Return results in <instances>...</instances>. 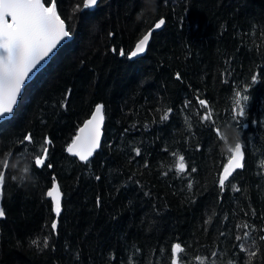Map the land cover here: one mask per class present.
I'll use <instances>...</instances> for the list:
<instances>
[{
  "label": "trees",
  "instance_id": "obj_1",
  "mask_svg": "<svg viewBox=\"0 0 264 264\" xmlns=\"http://www.w3.org/2000/svg\"><path fill=\"white\" fill-rule=\"evenodd\" d=\"M77 5L82 9L83 0H58L72 35L0 120V170L12 154L0 195V264H129L130 257L171 264L177 242L184 264H198L196 256L205 264H248L236 240L244 231L245 246L256 252L251 264H264V0H98L82 11ZM161 17L166 23L146 51L129 59L135 41ZM235 91L249 100L246 115L234 120ZM199 98L210 103L212 120L202 121L208 109ZM97 103L105 106L101 147L85 163L66 146ZM28 133L34 142L22 145ZM45 136L52 167L38 169L34 156ZM237 138L246 145L245 167L221 193L218 175ZM173 153L185 156L184 174L176 173ZM26 165L29 178L21 180ZM53 175L62 191L55 233L46 196Z\"/></svg>",
  "mask_w": 264,
  "mask_h": 264
},
{
  "label": "snow or ice",
  "instance_id": "obj_2",
  "mask_svg": "<svg viewBox=\"0 0 264 264\" xmlns=\"http://www.w3.org/2000/svg\"><path fill=\"white\" fill-rule=\"evenodd\" d=\"M98 4V0H83V8L77 5V11L84 9H92ZM166 23L165 18L158 19L154 26L143 34L135 43L134 48L127 53L128 58L132 59L140 54H143L148 45L150 38L156 29H161ZM72 35L71 27L66 23V19L62 18L61 12L58 10V0H0V119H4L6 114H12L14 107L17 105L18 97L22 94V89L26 82L31 79L32 74L39 70V67L45 62L59 45ZM109 33V36H113ZM116 52V48L112 49ZM125 50L121 48L119 55L125 56ZM176 79H181L180 74H176ZM258 77L252 75L251 80L257 81ZM235 107L232 109L233 119L242 118L246 115V104L249 100L248 95H242L241 91H235ZM68 94L65 95L64 100L67 101ZM198 103L203 109L208 111L202 116V121H210L213 118V113L210 108V103L203 98L198 99ZM187 106V105H186ZM61 107H66V103H62ZM105 106L102 103H97L91 113L90 118L86 119L83 126L79 127L75 135L71 138V142L67 144L66 151L71 156L77 157L79 161L88 163L94 153L101 147L102 126L105 121ZM172 111L168 108L161 116L162 120L169 118L168 113ZM217 135L220 133V128L215 129ZM24 142L32 144L33 135L26 134L23 137ZM51 139L44 137V144L42 147V154L37 153L34 156V165L40 169L44 166L52 167L48 162L50 155ZM245 147L241 142H236L227 147V162L223 164L222 171L218 175V186L221 193L231 183L230 178L234 176L237 170L245 167ZM136 155H141L139 148L135 149ZM11 153L8 158L3 160V168L0 170V195L3 194L4 185L6 181V170L9 167ZM176 157L174 168L176 173L184 174L188 168L186 158L182 154L173 153ZM264 166V162H262ZM145 167H148L147 163ZM26 172L30 168L26 165L23 169ZM195 167L191 168V172H196ZM166 174V173H165ZM100 179V177H96ZM193 184L189 182L188 188L191 189ZM233 191L239 192L240 189L232 185ZM46 196L51 198V211L55 214L57 219L51 222V231L55 233L58 229V218L62 214V191L61 185L57 181L55 175L52 176L51 188L46 192ZM101 204L100 198H97V206ZM6 211L0 207V219L5 218ZM237 227H241L237 225ZM244 229H249L250 225L244 224ZM264 231V229H262ZM223 235V233H221ZM249 237V231H244L243 237L237 236L236 240L241 241L240 250L248 254V264H251V258L256 256L255 251H250L245 242ZM264 240V236L260 237ZM32 243L38 244L37 240ZM255 244V241H253ZM43 246L49 247V239L45 237ZM139 251V249H137ZM163 251V250H161ZM185 248L180 242L174 243L171 246V264H184L183 255ZM212 257H216L217 253L212 252ZM195 260L198 264H205V260L201 256H196ZM129 264H136L130 257ZM208 264H217L215 260H209ZM223 264V261L220 262ZM228 264H234L233 260H229Z\"/></svg>",
  "mask_w": 264,
  "mask_h": 264
},
{
  "label": "water",
  "instance_id": "obj_3",
  "mask_svg": "<svg viewBox=\"0 0 264 264\" xmlns=\"http://www.w3.org/2000/svg\"><path fill=\"white\" fill-rule=\"evenodd\" d=\"M147 31H148V30H147ZM147 31H146V32H147ZM146 32H145V33H146ZM145 33H144V34H145ZM141 36H142V35H141ZM141 36H140V37H141ZM140 37H139V38H140ZM139 38H138V39H139ZM138 39L135 41V43L138 41ZM66 40H67V39H66ZM66 40H65V41H66ZM135 43H134L133 47L131 48V50L134 48ZM59 46H60V45H59ZM59 46H58V47H59ZM56 50H57V49H56ZM56 50H55V52H56ZM131 50H130V51H131ZM55 52H54V53H55ZM53 55H54V54H53ZM53 55H51V56H53ZM51 56H50V58H51ZM50 58H48L45 62H43V63L41 64V66L39 67V69H40V68H41V67H42V66H43V65H44V64H45ZM35 73H36V72H35ZM35 73H34V74H35ZM34 74H32L31 78L33 77ZM28 81H29V80H28ZM22 90H23V89H22ZM18 98H19V97H18ZM95 105H96V104H95ZM95 105L93 106V108H92V110L90 111L89 115H88L85 119H83V120L81 121V123L78 125L76 131L78 130L79 127L83 126V123H84V121H85L86 119L90 118L91 113H92V111H93L94 108H95ZM9 115H10V114H6V117H8ZM0 120H1V119H0ZM75 133H76V132H75ZM74 135H75V134H74ZM70 142H71V140L69 141V143H70ZM66 147H67V146H66ZM221 171H222V170H221ZM50 188H51V187H50ZM50 199H51V198H50Z\"/></svg>",
  "mask_w": 264,
  "mask_h": 264
},
{
  "label": "clouds",
  "instance_id": "obj_4",
  "mask_svg": "<svg viewBox=\"0 0 264 264\" xmlns=\"http://www.w3.org/2000/svg\"><path fill=\"white\" fill-rule=\"evenodd\" d=\"M236 142H238V138L236 139ZM235 142V143H236ZM234 143V144H235ZM234 144H233V146H234ZM19 178L21 179V180H25V179H28L29 177H28V172H26V171H24L23 169L20 171V176H19Z\"/></svg>",
  "mask_w": 264,
  "mask_h": 264
},
{
  "label": "bare ground",
  "instance_id": "obj_5",
  "mask_svg": "<svg viewBox=\"0 0 264 264\" xmlns=\"http://www.w3.org/2000/svg\"><path fill=\"white\" fill-rule=\"evenodd\" d=\"M37 72V71H36Z\"/></svg>",
  "mask_w": 264,
  "mask_h": 264
},
{
  "label": "rangeland",
  "instance_id": "obj_6",
  "mask_svg": "<svg viewBox=\"0 0 264 264\" xmlns=\"http://www.w3.org/2000/svg\"><path fill=\"white\" fill-rule=\"evenodd\" d=\"M52 57V56H51Z\"/></svg>",
  "mask_w": 264,
  "mask_h": 264
}]
</instances>
